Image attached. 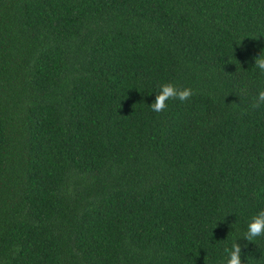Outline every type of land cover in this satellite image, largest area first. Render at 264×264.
I'll list each match as a JSON object with an SVG mask.
<instances>
[{"label":"trees","instance_id":"16d2710c","mask_svg":"<svg viewBox=\"0 0 264 264\" xmlns=\"http://www.w3.org/2000/svg\"><path fill=\"white\" fill-rule=\"evenodd\" d=\"M261 52L264 0H0V264H264Z\"/></svg>","mask_w":264,"mask_h":264},{"label":"clouds","instance_id":"9594fccd","mask_svg":"<svg viewBox=\"0 0 264 264\" xmlns=\"http://www.w3.org/2000/svg\"><path fill=\"white\" fill-rule=\"evenodd\" d=\"M254 66L259 69L261 74H264V52L254 57ZM193 90L190 87H177L171 82L164 83L160 86V91L155 95L154 102L150 104L152 111L160 113L168 107L170 99H178L181 102L189 100L193 96ZM264 104V90H260L252 107H259ZM264 236V210L252 216L248 223L247 231L241 236L246 242L255 241L256 237ZM240 238V237H239ZM234 240L231 247H225L224 252L227 254L226 264H242L241 261V245ZM246 246V244H245Z\"/></svg>","mask_w":264,"mask_h":264}]
</instances>
